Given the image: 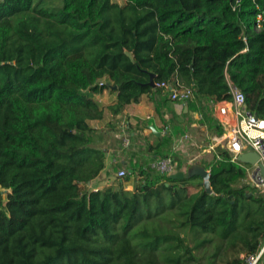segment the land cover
<instances>
[{"label": "trees", "instance_id": "16d2710c", "mask_svg": "<svg viewBox=\"0 0 264 264\" xmlns=\"http://www.w3.org/2000/svg\"><path fill=\"white\" fill-rule=\"evenodd\" d=\"M236 1L0 0V264H196L192 250L213 242L198 239L206 235L234 254L224 264L257 252L264 199L219 147L211 194L199 177L173 180L131 163L117 187L88 188L105 168V142L118 141L88 124L103 116L93 96L104 90L115 93L117 116L160 95L151 76L156 84L178 75L192 92L187 103L220 136L211 107L230 99L231 84L264 120V0L233 10ZM171 146L166 135L151 151L162 159ZM132 176L140 179L129 191ZM192 185L199 191L189 195Z\"/></svg>", "mask_w": 264, "mask_h": 264}, {"label": "crops", "instance_id": "0c3cea01", "mask_svg": "<svg viewBox=\"0 0 264 264\" xmlns=\"http://www.w3.org/2000/svg\"><path fill=\"white\" fill-rule=\"evenodd\" d=\"M111 1L119 6L126 3V0ZM174 79H177L184 88L190 89L181 82L178 75ZM102 80L105 84H109L106 78ZM168 98L169 93L165 90H162L159 96L146 95L141 97L137 104H129L123 108L120 114L113 116L109 108L115 103V93L109 89L93 96L102 110L103 116L100 120L90 121L89 126L98 132L112 133L118 141H113L109 136V140L105 142V168L98 177L88 184L91 191L117 187L118 184L113 183L112 177L117 175L115 171L125 170L123 167L129 163L132 165L143 164L153 169L152 163L159 159L154 156L151 148L157 144L159 138L166 135H170L172 139L171 153L168 158H172L176 162L173 174L186 173L194 164L203 167L210 174L208 168L215 161V150L219 147L215 145L214 140L221 138L227 132L226 124L219 122L214 113L216 102L212 103V117L223 128V133L220 136L216 135L214 129L210 130L207 127L201 114L196 109L194 110L193 106L188 103H175ZM227 120H232L231 113ZM232 163L241 165L246 173L243 184L252 188L246 172V166L250 164L239 161ZM132 178H136L137 183L139 182L140 177H130V179ZM130 183L131 181L128 185H124L126 190L133 189L135 184L131 185ZM198 191L199 189L195 185L188 188L189 195L196 194ZM245 254H240L239 258L241 259V256Z\"/></svg>", "mask_w": 264, "mask_h": 264}, {"label": "built area", "instance_id": "2783aa9c", "mask_svg": "<svg viewBox=\"0 0 264 264\" xmlns=\"http://www.w3.org/2000/svg\"><path fill=\"white\" fill-rule=\"evenodd\" d=\"M235 2V7L239 4ZM255 29L260 31L263 24V13L256 15ZM246 43V39H242ZM99 86L105 85L104 81L98 82ZM156 88L168 91L169 99L175 103H187L192 99L191 90L184 88L177 79L172 83L160 82ZM230 99L216 102L214 113L217 120L225 123L227 132L221 138L215 139V145L226 150L231 155L232 162H238V156L252 153L257 157L254 164L246 166L250 186L264 199V176L261 174V166L264 168V120L257 119L245 105V96L233 85H229ZM229 113L232 120H227ZM166 131V130H165ZM151 167L160 174L170 175L174 173V163L171 158L156 160ZM124 172L119 173L123 177ZM242 264H261L264 260V244L256 253L245 254L241 257Z\"/></svg>", "mask_w": 264, "mask_h": 264}, {"label": "rangeland", "instance_id": "374dc122", "mask_svg": "<svg viewBox=\"0 0 264 264\" xmlns=\"http://www.w3.org/2000/svg\"><path fill=\"white\" fill-rule=\"evenodd\" d=\"M100 81H104V80H100ZM172 159V158H171ZM173 163L176 164V162L174 161V159H172ZM128 167V165H127ZM186 170V169H184ZM125 170H123L124 172ZM115 173H117V175L112 177L113 183H117L118 180L121 178L119 177V173L120 171H115ZM131 181V185L136 184L137 183V179L136 178H132L130 179ZM129 181V182H130ZM128 182V183H129ZM128 183H124V185H128ZM2 197L4 198L5 195L3 194ZM248 224V222H247ZM188 235L191 236V239L188 237L189 241L187 240V245H189L190 243V247H193L194 243L192 241H195L194 236H195V231H190L189 229H186V231ZM240 235H245L246 232H240ZM240 236V237H243ZM211 238L213 239L212 243H208L204 246L199 247L198 249L192 250V255L194 257H196L197 262L196 264H224L226 260H231L233 258V253L231 251H228V245L224 242L221 245H218V239L216 236L213 235H206V236H198V239L201 238ZM192 240V241H191ZM216 247H219L218 253L216 252ZM244 254V253H242ZM240 257V256H239ZM242 257V256H241ZM261 264H264V260L262 261Z\"/></svg>", "mask_w": 264, "mask_h": 264}, {"label": "water", "instance_id": "95a60500", "mask_svg": "<svg viewBox=\"0 0 264 264\" xmlns=\"http://www.w3.org/2000/svg\"><path fill=\"white\" fill-rule=\"evenodd\" d=\"M149 85L152 88H155V84H154L152 76H151ZM237 159L241 163L252 165L256 162L257 157L252 153H246V154L239 155ZM261 174L264 176V168L262 166H261ZM169 177L170 179H173V180H185V179H190L192 177H200L202 179V187H203L204 192L208 194L212 193L210 183H209V177H210L209 172L197 164L192 165L187 170L186 173L178 172L173 175H170Z\"/></svg>", "mask_w": 264, "mask_h": 264}]
</instances>
